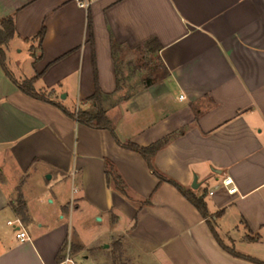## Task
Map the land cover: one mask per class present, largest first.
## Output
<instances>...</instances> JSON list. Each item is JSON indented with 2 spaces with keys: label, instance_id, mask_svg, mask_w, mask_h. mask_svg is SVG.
<instances>
[{
  "label": "crops",
  "instance_id": "crops-1",
  "mask_svg": "<svg viewBox=\"0 0 264 264\" xmlns=\"http://www.w3.org/2000/svg\"><path fill=\"white\" fill-rule=\"evenodd\" d=\"M10 16L17 35L5 50L13 77L42 73L37 90L81 109H93L86 99L97 80L119 141L149 146L171 136L155 166L205 194L209 217L170 183L159 184L144 158L108 130L26 95L0 65V264H62L71 245L81 249L65 264H100L124 246L141 264H255L224 250L209 220L225 245L264 262V0H94L88 9L74 0H0V19ZM112 37L121 48L115 55ZM152 39L161 49L143 58L159 61L168 76L148 85L156 80L150 65L136 66L148 75L125 93L128 80L139 79L120 74L124 48L136 52ZM20 47L29 51L25 66L15 61ZM105 160L135 202L108 186ZM226 177L233 194L222 186ZM77 213L97 224L90 242L75 231ZM16 218L29 239L20 241L8 224Z\"/></svg>",
  "mask_w": 264,
  "mask_h": 264
},
{
  "label": "trees",
  "instance_id": "trees-1",
  "mask_svg": "<svg viewBox=\"0 0 264 264\" xmlns=\"http://www.w3.org/2000/svg\"><path fill=\"white\" fill-rule=\"evenodd\" d=\"M88 25H89V28L91 31L92 21H91L90 15L88 16ZM45 33H46V29H45V27H43L37 35V38L39 39L40 45L44 39ZM16 35H17V31H16V25H15L14 18L10 16L7 18L0 19V65L3 68L4 72L6 73V75L10 78V80L12 82H14L17 85V87L20 89V91H22L23 93H25L26 95H28L32 98H35V99H38V100H41V101H44V102H47V103H50V104L56 106L61 111H63L68 117L76 120L80 124H83L85 126H88V127L94 128V129H106V130H108L112 134V136L114 137V139L116 140V142L119 146H121L125 149H128V150L134 151V152L140 154L144 158L149 169L159 179V184H162L165 182L170 183L192 205H194L196 207V209L200 212V214L204 218L209 217V211H208L207 204L205 201V194H203L201 196L196 195L192 190L186 189L181 184H179L177 181L166 177L155 166L154 158H155L156 154L166 144H168V142L171 139V136H168V137H165L159 141H156L149 146H139V145L132 143V142L122 143L121 141H119V139L116 136L114 126L106 115V111H105L104 106H103L105 95L102 92V90L100 89L97 80H96L95 92L93 93V95H91L90 97H88L86 99V102L90 103L91 106L93 107V109L78 108L77 110H70L69 108L63 106L61 103L52 100L50 97V94H51L50 91H48V90H40L39 91L35 88L34 83L37 81V79L39 77H41L42 73L36 74L34 77H32L30 79L23 80V81L16 80L8 69L7 54H6V50H5L6 44L10 40H12ZM92 39H93L92 38V32H90V41ZM111 40H112L113 54L115 55L117 50H120L121 48L113 37L111 38ZM160 49H161V46L157 42L156 39H152V40L146 42L143 46H140V47H138V49H136V52L139 53L140 55H142V57L140 58V60L142 61L141 65L142 66H149L150 65L149 70H150L151 74L154 76V78L156 79V80H146L148 85H150L156 81H159L160 79H164L168 76L167 70L164 67H161V63L159 61L154 62L152 60H149V61L142 60L143 59V52L149 53L152 57V55H155L156 53H158L160 51ZM153 63H155V65H153ZM160 70H161V72H160ZM105 174H106L108 186L111 189L120 193L124 198H126L130 202H135V200L133 199V197L130 194V188L128 187L127 183L124 181L123 177L121 176V174L119 173V171L117 170L115 165L110 160H105ZM150 203H151L150 199L145 200V201L141 202V205L139 206V208H141L144 205H148ZM16 209H17V212L22 219L27 218L26 207L22 201L18 202ZM211 222L212 221L209 220V224H210L212 234H213L214 238L216 239V241L219 243V245L224 250H226L227 252H229L230 254H232L235 257L251 261L255 264H264V262H262L256 258L243 255V254L237 252L234 248L225 245L223 240L221 239V237L219 236V234L217 233L215 227L212 225ZM66 246H67V243L64 245L63 250H65ZM115 248L118 250H121L122 244L120 242H116ZM77 249L78 250L81 249V246L71 245V250H77ZM60 260H61V257H58V261H60Z\"/></svg>",
  "mask_w": 264,
  "mask_h": 264
},
{
  "label": "rangeland",
  "instance_id": "rangeland-1",
  "mask_svg": "<svg viewBox=\"0 0 264 264\" xmlns=\"http://www.w3.org/2000/svg\"><path fill=\"white\" fill-rule=\"evenodd\" d=\"M20 49H23L22 52H17V51L14 52L15 61L21 63V66H25L24 65L25 60L30 56L29 51L21 47L18 50ZM123 51L124 54L121 57V60L119 61L120 74L123 76H135L137 79H139V80H128V83L125 84L124 88H126L125 90L127 91V92L125 91V93L130 94L134 91V89L142 85V82H144L145 80H140V79L143 78L145 74L146 76L148 74L147 72L137 73L138 70L135 69L137 68L136 66H141L142 64V61L140 60V56H138L139 53H136L134 50H126L125 48ZM147 58L148 57L146 56L145 60H147ZM142 60H144V58ZM64 94H66V92L60 94V99H62V96ZM113 102L114 101H111V104ZM65 104L69 107L70 110H75V108L77 107L79 108L80 106L79 104L76 105V101L71 102L69 100ZM48 177H50L49 174L45 176L46 179H48ZM5 183L7 182L5 181ZM86 219L81 218V215H78L77 213L73 217V225L75 231L82 237V239L85 240L86 242H90L94 234V229L95 227H97L96 226L97 224L91 217ZM118 253L119 254H116L113 257H111L109 253H104V255L101 256L100 261L102 260V262L100 264H141L137 255L128 247L124 246L122 250L119 251ZM110 257L112 258V260L110 259ZM87 262L90 263V261Z\"/></svg>",
  "mask_w": 264,
  "mask_h": 264
},
{
  "label": "built area",
  "instance_id": "built-area-1",
  "mask_svg": "<svg viewBox=\"0 0 264 264\" xmlns=\"http://www.w3.org/2000/svg\"><path fill=\"white\" fill-rule=\"evenodd\" d=\"M74 2L76 3L77 6H79L80 8L83 9H88L92 3L94 2V0H74ZM222 186L225 187L229 193H235L237 191L236 187L233 184V181L231 178L226 177L222 180ZM8 224L12 227H16L18 229V238L20 241H25L27 239H29L28 237V233L25 229L24 223L21 220V218H16L13 221H8ZM70 251H71V247L68 246L67 247V251H66V256L64 261L62 262V264H65L67 262H71V258H70Z\"/></svg>",
  "mask_w": 264,
  "mask_h": 264
},
{
  "label": "water",
  "instance_id": "water-1",
  "mask_svg": "<svg viewBox=\"0 0 264 264\" xmlns=\"http://www.w3.org/2000/svg\"><path fill=\"white\" fill-rule=\"evenodd\" d=\"M62 98H65V95L62 96ZM198 183H197V177L194 178V182L192 184V188L197 189L198 188ZM106 248H108V245H105Z\"/></svg>",
  "mask_w": 264,
  "mask_h": 264
}]
</instances>
